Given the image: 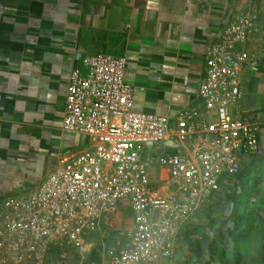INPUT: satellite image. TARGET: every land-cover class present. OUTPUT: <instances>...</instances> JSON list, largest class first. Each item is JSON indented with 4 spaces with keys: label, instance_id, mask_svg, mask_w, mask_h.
Wrapping results in <instances>:
<instances>
[{
    "label": "crops",
    "instance_id": "1",
    "mask_svg": "<svg viewBox=\"0 0 264 264\" xmlns=\"http://www.w3.org/2000/svg\"><path fill=\"white\" fill-rule=\"evenodd\" d=\"M242 17L256 32L230 62L259 147L180 226L166 262L264 264V0H0V204L34 188L62 150L84 145L61 128L68 77L83 58L124 57L133 108L173 118L199 106L207 50Z\"/></svg>",
    "mask_w": 264,
    "mask_h": 264
},
{
    "label": "built area",
    "instance_id": "2",
    "mask_svg": "<svg viewBox=\"0 0 264 264\" xmlns=\"http://www.w3.org/2000/svg\"><path fill=\"white\" fill-rule=\"evenodd\" d=\"M255 32L247 17L225 29L207 50L199 106L173 118L133 108L124 57L83 58L68 77L61 128L85 143L62 150L34 188L0 204V264H70L96 226L122 210L129 241L107 264L170 258L180 226L259 147L258 118L238 110L243 91L230 62ZM245 61L257 69L255 56Z\"/></svg>",
    "mask_w": 264,
    "mask_h": 264
},
{
    "label": "rangeland",
    "instance_id": "3",
    "mask_svg": "<svg viewBox=\"0 0 264 264\" xmlns=\"http://www.w3.org/2000/svg\"><path fill=\"white\" fill-rule=\"evenodd\" d=\"M130 227L129 211L108 215L91 232L89 244L70 264H107L110 256L128 243ZM166 260L160 264H168Z\"/></svg>",
    "mask_w": 264,
    "mask_h": 264
}]
</instances>
